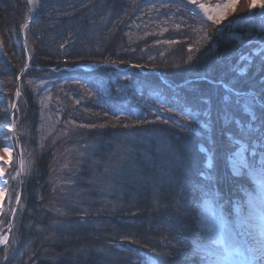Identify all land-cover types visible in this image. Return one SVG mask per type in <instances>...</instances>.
<instances>
[{"label": "trees", "instance_id": "16d2710c", "mask_svg": "<svg viewBox=\"0 0 264 264\" xmlns=\"http://www.w3.org/2000/svg\"><path fill=\"white\" fill-rule=\"evenodd\" d=\"M28 1L0 0V137L15 103V95L9 100L6 92L17 88L26 50L30 67L20 82L18 107L26 108L32 131L39 126L41 107L26 81L48 74L59 73L71 83H106L112 90L118 76H127L142 95H157L173 113L158 118L141 106L134 90L108 103L87 101L88 107L76 111L81 118L75 119L83 123L68 125L74 134L64 146L87 145L90 152L60 156L59 191L50 183L57 156L38 152L36 173L19 204L26 211L18 224L13 219L11 254L6 257L0 249V264H145L150 259L175 264L177 253L185 257L177 264H188L203 245L195 228L203 203H218L232 217V205L254 192L249 173L234 176L227 157L238 138L264 150V69L238 75L220 59L206 73L198 71L209 45L222 44L214 35L218 27L210 26L208 43L195 50L196 20L183 0H161L177 22L166 35L173 47L159 52L153 51L158 37L142 38L129 29L137 7L157 0H39L30 4L35 19L24 30V43ZM133 65L139 69L118 70ZM94 66L99 67L81 68ZM243 99L251 101V113L243 110ZM186 113L207 123L203 135L176 121ZM21 147L24 154L26 145Z\"/></svg>", "mask_w": 264, "mask_h": 264}, {"label": "rangeland", "instance_id": "374dc122", "mask_svg": "<svg viewBox=\"0 0 264 264\" xmlns=\"http://www.w3.org/2000/svg\"><path fill=\"white\" fill-rule=\"evenodd\" d=\"M183 2L184 5L190 8L191 14L196 20L198 34L195 50L202 49L208 43L210 26L218 27L214 35L220 37L222 44L221 47L214 44L209 45L207 52L201 56L196 65L198 71L206 73L213 66L214 61L218 62L220 59H225L232 71H236L238 75H245L251 69L255 71V74L262 72L264 69V32L254 27V25L261 23L259 16L249 18L248 0H238L235 11L230 9L226 18L219 24L207 20L203 16L199 4L203 3L208 7L215 8L217 5H223L225 0H197L195 4L190 3V0H183ZM164 7L165 4L161 0L153 1L149 5L140 4L136 9L135 16H133L136 18L129 26L130 32L135 36L145 38L152 35L158 37L154 42V52L164 50L166 47H173L174 43L166 35L170 29H174V21L177 22V18ZM252 11L255 13L260 12L259 8ZM241 17L245 19H240ZM237 37H240V39H237ZM241 57H244V59H241ZM132 69L134 67L129 66L125 69L121 68L119 71H132ZM11 82L8 81V87L12 85ZM26 85L38 97V103L41 107L40 123L37 130H30L25 123L26 108L23 109L17 106L15 112L11 113L9 128H4L1 133L0 171L3 172V176L0 189L5 191L0 197V239L7 237L6 222L7 218H10V211L12 212L14 209L13 204L17 199L21 181L24 187L27 180L36 173L35 166L39 153L50 150L52 154L57 156L56 161L54 160L55 163L52 165L55 177L51 179L50 183L59 191L61 185L59 186L60 178L57 174L62 171L60 158L64 157L60 156L73 153L76 156L77 154L90 152L87 145L77 144L68 148L64 146V141L71 137L70 134H74L68 125L70 124L73 127L76 123H83V120L75 119L76 115L80 117L76 111L79 108L88 107L87 101L93 99L95 103L101 101H107L108 103L113 98H124L129 90H134L138 94L141 106L147 110L152 109L157 113L158 118L167 117L173 113L166 109L162 99L157 95H142L139 86L132 78L128 79L127 76H120V79L119 76L117 77L114 90L106 83L103 85H91L86 84V82L71 83L59 73L48 74L42 78H28ZM6 94L10 95L9 100L12 95L13 97L15 95V99L17 98L16 90L12 86ZM252 98L250 99L252 100ZM248 111L251 113V109ZM138 112H136L137 115ZM65 115L68 116V119ZM190 117L198 123H191ZM175 119L182 127L187 130L191 128V132L199 136L207 131V123L197 114H179ZM200 125L206 126L201 127ZM21 144L26 145L24 154ZM257 146H260V144H255V148ZM238 147L234 142L229 145L227 159L231 172L234 176L239 177L242 175L241 171L242 173L247 171L254 185L255 193L248 194L245 200H238L232 205V217H229L224 212V208L218 203H213L210 200L203 203L204 214L202 212L200 214L204 216L200 215L198 217L200 221L198 227H195L196 234H199L203 245L197 248V252L191 256L188 264H264V244L261 243V241H264V170H261L260 167H254L252 171L248 169L238 171L241 158L233 156ZM5 148H7V151H5ZM253 152L256 156L252 155ZM244 156L249 160L257 158L260 161L264 157V151L257 150L256 153L254 148H249ZM21 159L24 163L23 171L20 170ZM210 163L209 156L208 165ZM4 180H7V184H4ZM24 207H26L25 204H21L17 208L18 210H15L12 225L14 217L17 219L16 223H19L18 220L22 211H26ZM0 246H3L1 248L4 251L2 255L5 254L6 257H9L11 254L9 240L7 244L0 243ZM173 259L176 260L173 263L177 264L185 257L181 253H177L172 257ZM145 264L160 263L150 259Z\"/></svg>", "mask_w": 264, "mask_h": 264}, {"label": "snow or ice", "instance_id": "6c2138e0", "mask_svg": "<svg viewBox=\"0 0 264 264\" xmlns=\"http://www.w3.org/2000/svg\"><path fill=\"white\" fill-rule=\"evenodd\" d=\"M29 3L32 5H37L39 3V0H29ZM190 3H197V0H190ZM238 5V0H225V3L223 5H217L215 8L208 7L203 3L199 4V8L202 10L203 16L209 20L212 21L214 24H219L226 16L228 15L229 10L231 9L232 11H235L236 7ZM247 8L249 10V18H256L257 16L260 17L261 23L259 25H254V27L259 28L262 32H264V0H248L247 3ZM255 8H259L260 12L255 13L252 10ZM34 8L29 9V11H34ZM240 19H245L244 17H241ZM28 25L25 24L24 27L26 28ZM237 39H240V37H237ZM241 59H244V57H241ZM133 67H136V65H133ZM243 71V69H241ZM226 87V86H225ZM229 93L232 92V89L228 90ZM238 99H242L238 97ZM251 106V101L247 99H243L242 103V108L244 111H248ZM171 111L172 109H168ZM191 123L196 124L198 121H196L194 118H191ZM167 123V121H165ZM125 127H128V125H124ZM201 127H205L206 125H200ZM192 129L190 128L189 131ZM236 145L239 147L237 150L233 153L234 157H240V163H239V168L237 169L238 171H241L243 169H248L249 171L254 170V165L255 161L254 160H249L248 158H245L244 154L249 151V143L247 140L243 138H238L234 139L233 141ZM5 151H7V148H5ZM255 156V152L252 154ZM261 165L264 166V157L261 158L260 161ZM24 168V163L23 160H20V170L23 171ZM261 170H264V167H262ZM241 174L242 171H241ZM3 176V172L0 171V177ZM4 184H7V180H4ZM5 190L0 189V197H2L3 192ZM206 194L208 195H214L211 189H206ZM17 203L19 201L17 200ZM0 243L7 244V237H4L0 239ZM262 244H264V241H261Z\"/></svg>", "mask_w": 264, "mask_h": 264}, {"label": "water", "instance_id": "95a60500", "mask_svg": "<svg viewBox=\"0 0 264 264\" xmlns=\"http://www.w3.org/2000/svg\"><path fill=\"white\" fill-rule=\"evenodd\" d=\"M28 7H29V9H31V6H30L29 1H28ZM34 19H35L34 12L31 11V12H30V19H29V21H28L26 24H27L28 26L31 25V23L34 21ZM28 26H27V27H28ZM24 29H25V27H24ZM23 42H25L24 34H23ZM25 50H26V49H25ZM25 52H26V51H25ZM26 57H27V64H26V66L24 67L23 71H22V72L19 74V76H18V84H17V90H16L17 98H16V102H15V105H14L13 111L17 108V102H18V99H19V97H20V95H21V92H20V81H21L23 75L25 74L27 68L29 67V58H28L27 54H26ZM22 194H23V183H22V181H21L20 191H19V194H18V197H17V200L19 201V203H17V201H16V204H15V206H14L13 211L11 212V215H10V218H9V221H8L7 241L9 240V237H10V231H11V228H12V218H13V216H14V213H15L16 208H17V207L19 206V204H20V201H21V198H22ZM2 247H3V246H0V248H2Z\"/></svg>", "mask_w": 264, "mask_h": 264}, {"label": "bare ground", "instance_id": "6f19581e", "mask_svg": "<svg viewBox=\"0 0 264 264\" xmlns=\"http://www.w3.org/2000/svg\"><path fill=\"white\" fill-rule=\"evenodd\" d=\"M2 179V177H0V180ZM2 184H0V186H1Z\"/></svg>", "mask_w": 264, "mask_h": 264}]
</instances>
